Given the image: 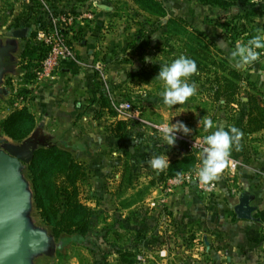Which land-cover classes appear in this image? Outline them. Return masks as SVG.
Listing matches in <instances>:
<instances>
[{
	"label": "crops",
	"instance_id": "1",
	"mask_svg": "<svg viewBox=\"0 0 264 264\" xmlns=\"http://www.w3.org/2000/svg\"><path fill=\"white\" fill-rule=\"evenodd\" d=\"M161 1L166 8L167 17L176 14L185 16L199 30L208 34L211 32L207 30L210 25L207 26L203 16L208 15L216 7L201 5L197 0ZM55 2L58 6V1ZM132 3H129L131 10L142 11ZM68 7L77 13L88 9L94 13L93 19L79 20L73 26L74 35L81 34L85 38L81 44L73 46L77 63H64L53 82H29L25 86L31 89L27 105L40 129L48 133L57 132L63 139L71 132L76 144L73 153L88 166L90 182L84 187L85 190L83 189V197L86 203L94 208L89 235L98 240V237L106 234L107 240L104 245L99 243L96 247L93 244L91 250H103L107 253L104 261L116 264L117 257L113 252V246L119 245L124 248L136 239L141 242V248L145 250L147 256L144 264H215L217 261L221 264H264V129L245 134L242 127L245 109L242 108L243 118L238 129L243 135L239 141V148L233 146L230 154L238 161V168L233 173H228L225 169L216 180V189L207 196H200L195 186L179 188L171 193L164 203L169 207V214L166 215L169 217L171 232L169 234L161 232L159 229L161 217L159 212L157 215L153 203H150V195L147 193L142 200L136 197V191L146 186L147 181L143 180H147L148 175L140 174L139 179L142 181L135 183L134 180L133 188L119 196L113 192L120 176V165L117 161L119 159L120 163L119 156L126 143L108 133L106 125L113 118L103 112H100L99 117L95 116L99 101L97 96H94L97 78L92 70L95 63L93 60L99 57L96 55L100 54L101 44L122 43L126 37L127 34L123 32H119L118 37L114 32L112 36V28L116 29L113 23H121L126 29L129 26L134 27V24L123 23L129 22L124 17L115 18L112 14L117 13L119 7H114L110 0H73ZM219 10H222L223 14L227 12ZM143 17L151 19V22L155 21L158 26L161 24L163 29L162 24L165 21L156 20L148 14ZM135 25L138 28L143 26L142 23L139 26V22H135ZM5 29L6 26L1 24L0 33ZM14 29L18 28L12 30ZM215 36L212 34L208 37L224 56L231 60L230 53L233 49L227 46L225 36L220 33V38L214 40ZM8 39L9 35L4 41L7 43ZM28 39H22L19 43V52L14 53L19 58L23 49L22 43ZM221 41L223 43L219 44ZM239 70L264 93L262 76L264 58L261 57L247 68ZM10 76L12 77L8 79H14L9 82L14 83L17 75ZM194 83L200 96L198 105L202 106L199 119L208 116L209 107L216 110L214 115H211L213 125L214 122L224 120L222 108L211 104L206 94H203L204 86L200 82ZM9 94L11 96L12 91L10 93L9 90ZM93 98L95 101H91ZM218 109L221 113L217 112ZM117 118L124 119L118 114ZM243 192L249 195L250 205L255 207L251 219H241L234 212V206ZM191 235L200 237L203 245L193 243L190 247L186 246L184 241ZM61 245L65 247L64 250L58 245L62 249L55 250L53 256L42 259L47 258L50 263L56 259L59 264H70L69 260L73 258L77 262L72 264H81L80 259L83 256L82 259L93 264V252L75 245L72 241ZM68 248L73 251L69 258L65 255L66 253L68 255ZM75 249H81L80 254L76 253ZM40 260L37 264H40Z\"/></svg>",
	"mask_w": 264,
	"mask_h": 264
},
{
	"label": "trees",
	"instance_id": "2",
	"mask_svg": "<svg viewBox=\"0 0 264 264\" xmlns=\"http://www.w3.org/2000/svg\"><path fill=\"white\" fill-rule=\"evenodd\" d=\"M114 2V0H111ZM139 9L146 12L149 16L156 18L166 17V8L161 0H131ZM240 0H197L201 5L216 7L219 9H229ZM249 2L248 0H241ZM31 8L34 10L45 11V5L50 9H56L55 5H48V0H30ZM115 3V2H114ZM256 9L263 10L264 0H256ZM113 16L116 13L112 14ZM255 7L244 10L242 13L228 17L221 24V32L225 36L229 45L235 48L237 38L240 42L247 43L255 35H264V17L262 23L257 25L255 19ZM47 24L40 25L44 28ZM166 35L179 38L181 43L180 55H185L193 59L198 71L188 79L200 82L203 86V94H206L211 104L222 108L229 115L238 109H245V117L242 123L245 134L253 133L264 129V93L260 91L253 82L249 81L242 71L233 66V62L227 59L217 45L201 30L194 27L185 16L166 17ZM70 29L65 32L67 43L71 44ZM74 35V33H73ZM36 30H32L29 41L26 43L20 54L21 68L24 70V79L17 91L12 92V102L18 98L23 100L20 107L12 109L1 121L2 129L13 141H19L29 136L36 120L26 102L28 101L31 89L25 86L32 81L34 73L32 69L38 67L44 58L48 48L40 42L35 41ZM261 52L264 49H258ZM262 56V55H261ZM174 59H171L169 63ZM160 66L154 67L159 72ZM28 70V71H26ZM134 76L135 72L128 73ZM146 78L155 79L151 71L143 73ZM141 73V75H143ZM159 81L158 79H155ZM159 92V91H158ZM94 96H97L99 105L95 116H100V112L110 116L112 121L107 125L108 133L117 139L124 141L125 146H134L132 150L124 148L121 152L123 160L120 165V176L113 192L119 196L128 189L133 188L134 178L137 174L148 175L146 186L136 191V197L140 200L149 192V189L156 185L163 177L174 176L184 171L194 169L197 164H201V158L196 156L193 149L183 147L169 166L163 171L146 168L143 163H139V157H150L168 152L171 148L156 133V129L149 126L145 129V124L139 120L118 119L115 105L121 101L112 99L106 89L96 86ZM91 101H95L93 98ZM139 111L140 119L152 124L143 117L141 107H135ZM143 128V129H141ZM134 130H137L133 134ZM141 130V131H140ZM149 130V131H148ZM138 140V143L135 140ZM149 142L148 147H144ZM142 148H145L144 150ZM147 148V149H146ZM142 150V151H141ZM27 172L33 187L34 202L40 222L46 227L51 235L59 239V244L72 241L75 245L86 248L93 252V264H108L104 261L107 253L103 250L92 251V245L106 244L105 235L98 237V240L89 235V228L94 216V208L86 203L83 197V189L89 184L88 166L79 160L73 153L64 150L56 145H42L34 150L31 161L27 164ZM161 206V207H160ZM156 213L169 214L168 205L155 206ZM154 209V210H155ZM195 236L191 235L184 241L190 247L195 243ZM141 242L136 239L122 247L113 246L116 254V264H137L136 255L141 249ZM60 255V254H59Z\"/></svg>",
	"mask_w": 264,
	"mask_h": 264
},
{
	"label": "rangeland",
	"instance_id": "3",
	"mask_svg": "<svg viewBox=\"0 0 264 264\" xmlns=\"http://www.w3.org/2000/svg\"><path fill=\"white\" fill-rule=\"evenodd\" d=\"M55 1H58L59 3L58 6H56L57 2ZM71 1L73 0H48V3H49L48 5H55L57 9H60L62 11L64 10L70 11L71 8H69L68 6L71 5ZM248 1L249 2L247 3L241 0L237 1L233 7L229 8L228 10L227 9L224 10V11H227L225 12V14H223L222 10H219L217 8L212 9V11L208 13V15L203 16L205 22H207L206 24H208L207 26L210 25L207 28V30L211 32H209V34L205 33L204 31L203 32L207 36H211L212 34L216 35L214 37V40L219 39L220 33H222L221 31L219 32V27L221 26L222 22L226 20L228 17H231L234 14L242 13L244 10L249 9L252 6L255 7V15H258L255 19V23L257 25H260L264 17V12L263 10L256 9L257 7L255 5L256 0H248ZM114 2L115 4H113L111 1V4L114 5V7L117 6L120 8V9L118 8L119 11L117 10L115 18L124 17V19L126 20L128 19L129 22H126L125 20H123L125 21L123 23H126V24L133 23L134 27L129 26L128 29H126L125 25L121 23L119 24H117V22L113 23V26H115L116 29L112 28V31L110 29L111 33L113 32L112 36H114V32L116 33L117 37L119 36V32H123L124 34L126 33L127 35L125 38H123L124 40L122 41V43L111 42L112 43L111 44L110 42H107V44H101L99 46L100 54L96 55L99 57L96 60H93V62H95L93 63V65H95L96 63H100V69L96 70L95 67L91 66L97 78L96 84L99 87L106 89L109 96L112 99L116 100L117 102L118 101H128L132 104V106L134 105L135 107H141V109L143 110V117L149 121L157 123V124H154V125H157L156 126L157 128L154 127V129L157 130L156 133L160 135L161 138H162V133L159 131V126L165 123L175 124L177 121L183 122L184 124H186V126L192 129L191 134L187 136L194 137V138L210 134V131H214L217 125L225 127V130H227L228 126H235L236 128H238L243 118V112L241 108L238 109V111H236V113L234 114H233V111H231V114L229 115L230 117L229 119L228 118L226 119L228 114L222 109L224 112V117H225L224 120L222 121L219 120L218 123L214 122V125H213L214 127L209 132H205L203 127L198 126L199 111L202 112V106L198 105L199 103L198 100L200 98V96L198 95V92H196L195 95L190 97L186 101V103L183 105H175L173 107H168L163 104L162 97L160 96V92L163 91V88H164L163 82L156 81L155 79H152V78H146L143 73L151 71L153 75H158L157 72L154 70L155 65L158 67L160 66V64L169 63L171 59H176L180 53L181 43L179 41V38L166 35V27L164 24H162L164 27L163 29H161L162 28L161 24L158 26V24L155 21L151 22L152 21L151 19L143 17V15L145 16L147 14L146 12L144 13V11L142 12L140 10L139 11L131 10L130 9L131 4H129V3H132L131 0H114ZM31 7L32 6H31L30 0H0V25L1 24L5 25L6 26L5 30H8V31L12 30L13 28L20 29L22 27H26L29 32L28 38H30L32 30H37L38 26L41 24L42 25L47 24V18L45 17L44 12L41 10H34ZM174 16H181V15L179 14L171 15V17H174ZM166 17H162V18L155 17L154 19L159 20V21H165ZM134 21L136 23L139 22V26H141V23H142L143 26H141V28L140 27L138 28L136 26L137 24L135 25ZM144 21H147V22L143 23ZM70 29L74 31L73 26ZM150 30H152V32H150ZM71 37L72 38L70 41H71L72 47L78 46L79 44H81V41L85 39L84 36H82L81 34L73 35ZM240 40L241 38H237V42L238 41L240 42ZM28 41L29 39L26 42L22 43L23 48ZM226 44L229 47V49L232 48L229 45L228 41ZM261 55L262 56H260V58L261 57L264 58V51H261ZM146 56L152 57L153 62H145L144 58ZM123 61H126V63H122ZM19 63H20V60H19ZM21 67L22 66H19V70H16L15 72V75H17V78L14 81V83L9 82L8 89L10 90V93L11 91L12 92L17 91V89L20 87L19 86L20 82L22 84V81L24 79V70H22ZM125 70H128V71H125ZM132 72H135V75L131 77L129 76L128 73H132ZM18 73L20 74L18 75ZM141 73L143 75H141ZM11 79H14V78H10V80ZM188 82L194 83L195 80L188 79ZM12 98H13L12 94L11 96L9 94L4 97L2 96L0 99V140L1 138H5V140L0 141V143L4 142L6 145L7 142L10 141L13 144H21L30 135H32L33 138H30L29 140V143H30L29 149L30 151L32 150V156H33L34 150L37 149V147L42 146V145H50V144L56 145L64 150H67L73 153V148L76 147V144L72 138L71 132H69L70 135L67 134L65 139H63L62 135H59L57 132L48 133L44 131L43 129H40L37 122H36V126L34 127L32 133L26 138H23L19 141H13L12 139H10L6 135L5 131L2 129L1 121L12 109L18 108L21 105L20 102L18 101V98L14 100L13 102H12ZM15 103H18L19 106L15 105ZM27 103L28 102H26V104ZM207 110L210 111L207 117L211 119V115H214L213 113H215L216 110L209 109V107L207 108ZM217 112L221 113V110L218 109ZM144 124L146 127L145 129H148V127L151 126L146 123ZM36 129H38L39 132H35ZM136 131L137 130H134L133 134L136 133L137 135ZM181 136H186V135H183L182 133H177V140H176L175 145L172 146L168 150V152H164L160 154V155H166L169 159V162L172 159H174V157L178 153H180L182 148L184 147L183 142L179 139ZM7 137L9 140L7 139ZM135 142L138 143V140H135ZM31 145L32 146L34 145L35 148L32 149L33 147H31ZM148 146H150L149 142H147V144L144 147H148ZM124 147L130 150L134 148L132 144L131 146H124ZM142 149L144 150L145 148H142ZM32 156L31 158L28 159L27 162L22 163L21 174L31 189L32 199H33L31 213L38 217L37 209H36L35 202H34L33 187L29 179L28 172H27V164L31 161ZM151 157L152 156L150 157L143 156L142 158L139 157L138 162L143 163L144 166L148 168L150 167L148 164V160ZM119 158H120V163L118 159L117 164L121 165L123 157L119 156ZM139 177H141V175L137 174L136 177L134 178L135 183H139V181H142L139 179ZM89 178H90V172H89ZM143 181H148V178L147 180L145 179ZM155 186L156 185L150 188L148 194L151 197L150 203H153L152 205L155 204L154 206L156 205L159 206L161 204H156V202L158 199V195L160 194L156 191L157 187ZM84 190L82 192L83 195H84ZM152 193H155V194L152 195ZM163 214L165 213H161L160 217H162ZM160 221H161V218H160ZM37 223L44 226L40 222L39 217H38ZM160 231L163 232L162 230ZM58 240L59 239L54 238V242L56 243V247H55L56 251L62 249L63 247V246L58 247L59 245ZM198 243L203 244V241L201 238L200 240H198ZM64 248L65 247H63L62 250H64ZM67 251H68V255L67 253L65 255L68 256L69 258L73 251H71L70 249ZM79 251H81V249L80 250L75 249V252L80 254ZM82 253H84V250ZM82 257L83 256H81V259H80L81 264H91L90 261H86L82 259ZM49 261L50 260H48L47 258L46 259L41 258L39 263L40 264H59L60 263L56 259H53V263L52 262L50 263ZM69 262L70 264H72L73 262L75 263L77 261L76 259L70 258Z\"/></svg>",
	"mask_w": 264,
	"mask_h": 264
},
{
	"label": "water",
	"instance_id": "4",
	"mask_svg": "<svg viewBox=\"0 0 264 264\" xmlns=\"http://www.w3.org/2000/svg\"><path fill=\"white\" fill-rule=\"evenodd\" d=\"M25 30L9 31L8 42L0 45V97L9 93L6 87L1 86L4 74H15L12 63L7 66L5 59L11 53L19 52V43ZM30 138L32 135L21 144L8 141L0 149V264H37L41 258L55 253L53 236L37 223L38 217L31 213V189L21 174L22 163L32 156ZM31 147L35 148L34 145ZM254 209L250 205L249 195L241 193L234 206L236 216L251 219ZM215 264L221 263L217 261Z\"/></svg>",
	"mask_w": 264,
	"mask_h": 264
},
{
	"label": "clouds",
	"instance_id": "5",
	"mask_svg": "<svg viewBox=\"0 0 264 264\" xmlns=\"http://www.w3.org/2000/svg\"><path fill=\"white\" fill-rule=\"evenodd\" d=\"M221 41L219 44H222ZM258 49H264V35H255L247 40V43L236 42L234 50L230 53V59L236 69H245L247 66L259 60L261 52ZM145 62H153L152 57H145ZM198 71L196 62L185 56L180 55L171 63L160 64L158 75L155 79L163 82L164 88L160 92L163 104L168 107L183 105L186 101L195 95V83H189L188 78ZM264 76V74H262ZM198 126L203 127L205 132L213 129V121L204 116L198 120ZM162 133V139L165 144L172 147L177 140V133L190 135L192 129L181 121L175 124L165 123L159 126ZM242 132L235 126L225 127L217 125L214 131H210L203 137V147L200 153L201 164L197 166L196 177L200 184L209 185L217 180L220 174L225 170L229 163V157L233 146L239 148V141L242 138ZM149 166L156 171H163L169 166V159L166 155H153L148 160ZM178 175H180L178 173Z\"/></svg>",
	"mask_w": 264,
	"mask_h": 264
},
{
	"label": "built area",
	"instance_id": "6",
	"mask_svg": "<svg viewBox=\"0 0 264 264\" xmlns=\"http://www.w3.org/2000/svg\"><path fill=\"white\" fill-rule=\"evenodd\" d=\"M45 11L47 18L49 19V27L44 28L38 26L36 30L35 41L45 45L48 50L44 58L40 61L38 67L32 69L34 77L31 82L42 83V82H53L57 78L62 65L67 62L77 63V59L74 53V49L71 44L67 43L65 38V32L70 30L74 24L82 19L91 20L93 19L94 13L91 9L75 13L70 10L50 9L45 5ZM96 70L100 69V63L94 65ZM22 104L23 100H18ZM28 102V101H27ZM15 105L19 106L18 103ZM117 114L122 116L124 119L139 120L143 123L155 127L157 125L151 124L147 121L140 119L139 111L132 106L128 101H121L115 105ZM203 137H190L181 136L179 139L183 142L184 146L188 149H193L196 152V156L200 157V153L203 147ZM197 164L194 169L179 173L180 175L163 177L159 182L156 183L158 199L156 204L164 205L167 197L179 188L195 186L198 194L202 197L211 194L216 189V180L211 182L209 185H202L199 183L196 177ZM238 161L235 158L229 157V163L227 165L226 172L233 173L238 168ZM233 192V190H232ZM155 205V204H154ZM159 229L169 234L171 232L169 217L163 214L160 221ZM200 238L195 239V244L202 246L203 244L198 243ZM137 264H144L147 256L143 248L137 253L136 257Z\"/></svg>",
	"mask_w": 264,
	"mask_h": 264
},
{
	"label": "flooded vegetation",
	"instance_id": "7",
	"mask_svg": "<svg viewBox=\"0 0 264 264\" xmlns=\"http://www.w3.org/2000/svg\"><path fill=\"white\" fill-rule=\"evenodd\" d=\"M23 28H26V27H22V28H20V29H23ZM10 31V30H9ZM9 31L8 30H4V31H1V33H0V45H3V44H5L6 42L4 41L6 38H7V36H8V34H9ZM23 38L22 39H26V38H28V35H29V32H28V29L26 28V30L23 32ZM21 39V40H22ZM19 60H20V58L18 57V56H16V54H14V53H11L9 56H7L6 57V59H5V63H6V65L8 66V65H10L11 63V65H13V69H14V71H16V70H18V68H19V66H20V63H19ZM9 77H12V76H10L9 74H4V76H3V81H2V83H1V86L2 87H6L7 89H8V86H9V81H10V79H8ZM9 94V93H8ZM33 138V137H32ZM4 145H5V143L3 142V143H0V148L1 149H3L4 148ZM61 244H59V246H60ZM62 246V245H61Z\"/></svg>",
	"mask_w": 264,
	"mask_h": 264
}]
</instances>
